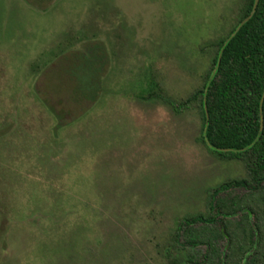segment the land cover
Instances as JSON below:
<instances>
[{
  "label": "rangeland",
  "instance_id": "rangeland-1",
  "mask_svg": "<svg viewBox=\"0 0 264 264\" xmlns=\"http://www.w3.org/2000/svg\"><path fill=\"white\" fill-rule=\"evenodd\" d=\"M243 4L0 0V264L173 263L176 227L207 213L213 191L246 169L200 141L198 107L177 113L139 94L151 74L175 100L198 88ZM92 43L106 56L100 95L58 124L36 93L42 61ZM260 190L234 186L216 199ZM185 251L197 263L205 246Z\"/></svg>",
  "mask_w": 264,
  "mask_h": 264
},
{
  "label": "trees",
  "instance_id": "trees-1",
  "mask_svg": "<svg viewBox=\"0 0 264 264\" xmlns=\"http://www.w3.org/2000/svg\"><path fill=\"white\" fill-rule=\"evenodd\" d=\"M44 1L51 0H34ZM253 2L244 0L239 21L251 12ZM232 32L218 42L201 85L185 98L172 99L153 74L139 94L144 100H162L177 113L198 107L200 141L220 157L242 161L246 169V177L224 182L213 191L207 213L186 218L181 223L185 228L176 227L166 249L172 264H264V192L258 199L250 196L229 205L216 199L221 191L234 186L248 189L251 195L264 187V0H258L251 17L231 36ZM85 48L88 51L61 52L53 61H42L36 93L58 124L77 119L85 105L100 95L106 56L96 43L85 44ZM239 211L242 217L232 225L228 219ZM197 222L202 229L192 228ZM215 222L217 228L207 230ZM221 238L226 240L222 247L217 244ZM199 245L205 251L197 254L195 263L185 249Z\"/></svg>",
  "mask_w": 264,
  "mask_h": 264
},
{
  "label": "water",
  "instance_id": "water-1",
  "mask_svg": "<svg viewBox=\"0 0 264 264\" xmlns=\"http://www.w3.org/2000/svg\"><path fill=\"white\" fill-rule=\"evenodd\" d=\"M257 3H258V0H254V2H253V6H252V10H251V12L236 26V28H235V30L232 32V34H231V36L239 29V27L243 24V23H245L250 17H251V15L253 14V12H254V10H255V8H256V6H257ZM230 36V37H231ZM220 55V54H219ZM219 57L220 56H218V60H217V63H218V61H219ZM217 66V65H216ZM264 95V94H263ZM205 112H206V116H207V111H206V107H205ZM261 126H262V124H261Z\"/></svg>",
  "mask_w": 264,
  "mask_h": 264
}]
</instances>
